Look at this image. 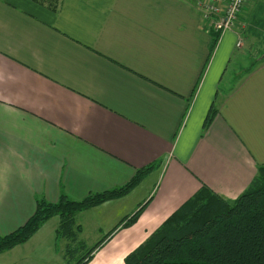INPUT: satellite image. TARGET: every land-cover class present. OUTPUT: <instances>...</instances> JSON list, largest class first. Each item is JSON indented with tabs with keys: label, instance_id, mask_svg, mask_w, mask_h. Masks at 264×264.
<instances>
[{
	"label": "crops",
	"instance_id": "0c3cea01",
	"mask_svg": "<svg viewBox=\"0 0 264 264\" xmlns=\"http://www.w3.org/2000/svg\"><path fill=\"white\" fill-rule=\"evenodd\" d=\"M201 1L0 0V235L40 198L80 200L159 161L76 215L103 236L149 200L96 262L124 264L202 185L231 200L245 190L264 163V0H247L211 52ZM58 223L0 264H63Z\"/></svg>",
	"mask_w": 264,
	"mask_h": 264
},
{
	"label": "trees",
	"instance_id": "16d2710c",
	"mask_svg": "<svg viewBox=\"0 0 264 264\" xmlns=\"http://www.w3.org/2000/svg\"><path fill=\"white\" fill-rule=\"evenodd\" d=\"M46 1L53 9L58 6V0ZM217 39L218 35L212 33L210 52ZM216 113L212 105L203 129ZM158 165L159 161L150 163L137 169L123 185L89 193L80 200L65 194L55 202L36 200L35 211L23 225L0 235V253L25 243L47 220L57 216L56 239L65 242L61 253L67 257L81 232L76 215L127 195ZM148 202L119 220L74 264H86L116 230L136 223ZM124 264H264V163L257 165L249 185L235 199H226L202 185L124 257Z\"/></svg>",
	"mask_w": 264,
	"mask_h": 264
},
{
	"label": "built area",
	"instance_id": "2783aa9c",
	"mask_svg": "<svg viewBox=\"0 0 264 264\" xmlns=\"http://www.w3.org/2000/svg\"><path fill=\"white\" fill-rule=\"evenodd\" d=\"M247 0H202L203 17L218 38L234 27L238 14ZM240 41V40H239ZM237 42V45L240 42Z\"/></svg>",
	"mask_w": 264,
	"mask_h": 264
},
{
	"label": "rangeland",
	"instance_id": "374dc122",
	"mask_svg": "<svg viewBox=\"0 0 264 264\" xmlns=\"http://www.w3.org/2000/svg\"><path fill=\"white\" fill-rule=\"evenodd\" d=\"M259 27L260 26L258 25L256 28H259ZM82 216H81V218H82ZM91 222H92V217H91V219L86 218V220L84 222H80L81 225L83 226V228L79 224L81 227V232L78 235V238H77L76 242L74 243V245H72L73 251L71 252V254H68L67 257H63L62 253L60 255L62 260H63V264H74L85 253V251L87 249L92 247L95 243H97L98 241H100L103 238L104 235L103 236L98 235L99 227L96 228L94 226V223L93 222L91 223ZM123 229H125V228H123ZM119 230H122V229L116 230L115 233ZM114 234L100 249H97L94 252L93 257L86 264H96V262H98L103 257V254H105L106 250H108V248H111V246L114 244V243H112V245H109L110 242L114 238ZM64 244H65V242L62 244L61 248L64 246ZM74 249L76 251H74ZM60 252H61V249H60ZM122 261L124 262V258Z\"/></svg>",
	"mask_w": 264,
	"mask_h": 264
}]
</instances>
